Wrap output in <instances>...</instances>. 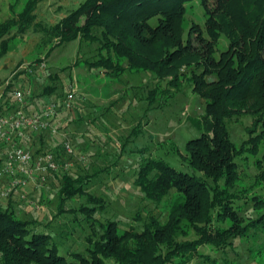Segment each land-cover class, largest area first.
<instances>
[{
    "label": "trees",
    "instance_id": "1",
    "mask_svg": "<svg viewBox=\"0 0 264 264\" xmlns=\"http://www.w3.org/2000/svg\"><path fill=\"white\" fill-rule=\"evenodd\" d=\"M191 1L86 0L54 27L46 29L47 33L61 39L57 46L81 38L98 42L99 50H106L108 56L92 62L90 69L108 73L119 68V78L126 71L147 72L163 80L171 77L164 89L161 85L145 88L150 108L161 107L165 96L172 97L173 88L181 92L183 85L179 78H186L181 74L184 66L196 62L203 64L201 71H195L191 79H187L192 81V91L206 102L203 116L191 126L200 135L185 144L186 164L194 172L178 171L161 159H146L139 166L134 182L143 199L155 204L175 191L176 196L167 208V220L161 223L160 218L150 217L148 222H143L137 213L134 220L144 223L140 230L133 226L123 228L120 222L108 220L100 223L101 232L93 231L88 235V257L80 252L63 255L52 243L53 235L46 233L37 220L17 216L11 207V198L0 203V264H175L178 260L187 264L195 258L214 264L215 260L201 253L203 247L225 250L234 246L236 240L248 237L251 229L264 230V215L256 220L249 218L244 225V218L233 206L239 199L234 191L239 175L237 160L243 153L235 147L228 129L229 122L234 119L250 116L253 120L248 128L249 136L258 135L250 141L252 149L249 152L256 154L260 142H264V0H215L216 7L208 9L205 29L191 35L184 43L181 24L175 23L182 17L184 4ZM35 7L36 1H32L23 13L0 24V40L14 28L21 33L28 30L36 19ZM158 15L165 19L152 27L148 21ZM222 35L229 39V46L216 59L211 57L212 42ZM194 42L202 46L201 55L207 56L205 63L200 62ZM1 46L0 56L8 52V41L3 40ZM112 56L119 58V66ZM40 61L42 59L35 62ZM79 63L76 61L75 65ZM42 73L51 80H56L59 74L49 70ZM52 86L45 87L42 95L62 101L69 91L61 96L54 95L56 88ZM12 89L13 85L8 84L1 108L13 106ZM133 91L142 93L140 87ZM159 94L164 98L157 103ZM65 112L68 111L60 115V123L68 120ZM141 127L142 122H139L127 142L138 137ZM35 136L32 140H22L21 147L34 155L52 150L59 161L64 159L61 143L52 144L54 136L50 133ZM75 163L83 168L77 160ZM109 169L101 168L91 176L70 175L64 171L54 174L60 184L57 221L64 212H77L76 217L82 212L85 218H77L75 222H87L93 228L92 218L95 220L98 210L104 207V199L88 193L85 187ZM83 197L87 198L86 204L76 210L64 209L66 201ZM254 203L258 211L264 207V200L257 197ZM27 206L36 213V208ZM228 218L232 225L222 230L220 224ZM192 233L197 236L196 240L183 239Z\"/></svg>",
    "mask_w": 264,
    "mask_h": 264
},
{
    "label": "rangeland",
    "instance_id": "2",
    "mask_svg": "<svg viewBox=\"0 0 264 264\" xmlns=\"http://www.w3.org/2000/svg\"><path fill=\"white\" fill-rule=\"evenodd\" d=\"M32 1H36L33 12L36 19L32 26L23 33L14 28L11 34L0 40V55L2 41L7 40L9 43L8 52L0 56V98L8 84H12L13 88L21 85L22 88L20 89H30L34 96L27 107V112L31 113V108L35 104L40 103L43 108L51 100L48 96L42 95L44 88L48 85H53L52 87L56 88L54 95L59 96L66 94L70 90V86L75 85L78 97H76L75 108L73 111L65 112V118H68V120L65 119L59 124V134L54 136L52 144H60L64 138H68L76 153L84 155L87 160L85 163H81L75 157L69 159L64 155V158H67L65 161L72 162L73 167L63 173L91 176L100 166L110 169L106 173L100 174L98 180L97 178L94 179L90 185L85 187L88 193L104 199V207L98 210L94 216L97 221L92 218L93 228L87 222H77L76 224L77 218L81 220L80 218L84 217L82 212L78 217H76L77 212H64L59 215L61 218L57 221V206L59 204L57 193L60 184L57 180L55 183V176L48 179L44 192L35 189L31 185L34 188H32L33 190L44 194V199L41 202L35 199L29 187V199L38 204L40 210L28 216L22 213L24 217L18 211L16 214L23 218L37 220V223H40L41 226V221L52 225L45 232L53 235L52 243L57 245L60 254L71 255L80 252L88 257L86 250L89 245L86 239L88 235L94 233L93 231L97 233L102 231L100 223L113 220L120 222L123 228L133 226L136 230H140L144 224L143 222H148L150 217L160 218L161 223L167 220V208L176 196L175 191H172L161 203L155 204L143 199L134 182L139 166L146 159H161L178 171L194 172L186 164L185 144L188 140L200 135L199 131L192 129L191 126L193 121L203 116L206 102L192 91V81L190 82L187 79H191L195 71H201L203 64L199 65L196 62L191 66L183 67L181 74L186 75V78L183 76L179 78L181 85H183L181 92L178 93L173 88L172 97L170 98L166 96L164 98L162 94L158 95L157 103H160L161 97L164 98L162 100V103H164L161 107L151 108L146 113L141 127L142 132L135 140L127 142L124 151L119 155L124 139L144 116L143 98L147 94L145 88L148 85L151 87L161 85V89H164L166 85H169L171 77L163 80L147 72L126 71L119 78V68L108 73L103 72L104 70L101 72L90 69L92 62L98 61L102 56H108L106 50L102 52L99 50L101 45L96 41L82 40L81 38L75 42L57 46L61 39L55 37L54 34L47 33L46 29L54 27L86 0H0V24L23 13ZM215 7V0H207V3H204L203 0H193L184 4L182 17L175 23L177 26L181 24V35L184 43L191 35L194 36L198 31L205 29V23L209 19L208 9H214ZM164 19L165 16L158 15L151 18L148 23L152 27H157ZM205 40L207 41L208 38H205ZM212 45L211 57L218 59L223 52L227 51L229 39L222 35L219 40L213 41ZM194 46L198 48L196 53L200 54V62L205 63L207 56L201 55L202 46L199 42H194ZM39 59L47 62L49 72L52 74L59 73L56 80H51L46 73L42 72H38L33 76L27 73L25 68ZM76 61L80 63L75 65ZM114 61L119 66V58L114 57ZM36 63L38 62L34 64ZM67 67L70 68L65 70ZM62 85H64L63 89ZM134 87H140L142 93L134 92L132 90ZM9 91L11 92V89ZM121 95L123 96L121 97ZM123 97L125 100H131L132 107H129V109L132 112H122L123 108L119 106V98ZM113 102L116 103L113 105ZM93 103L99 104L102 111L98 114L94 112L92 115L94 117L100 116L103 122L102 131H99L97 127L94 130L100 134L99 138L101 137L104 142L103 147H101L104 152L100 153V156L98 155L96 159L83 147L85 146L84 142L81 144L76 138V135L83 133L85 130L84 126L88 123L87 120L89 121L84 114L85 109L87 105ZM78 111L81 113V117L76 114ZM123 113L125 115L122 117ZM119 117L122 118L123 124L119 123ZM252 120L250 116H242L238 121L234 119L228 124L235 147L241 149L243 153L237 160L239 175L234 193L239 199L236 200L233 206L244 218V225L250 221L249 218L256 220L264 215V207L259 211L254 208V198L264 200V176L261 178L262 174L264 175V142H260L256 154L249 152L252 149L250 141L258 135L249 136L250 129L248 128L251 126ZM148 121L150 124L146 130L147 126L145 124ZM25 136L29 140L36 137L30 133ZM36 146H39V144ZM75 160L83 165V168H80ZM114 162H118L119 165L115 167ZM84 165H89V167ZM258 176L259 178L256 179ZM86 202V197L68 200L64 204V209L76 210ZM25 205L27 206V204ZM137 213H140L143 222L140 219L134 220ZM231 225L229 218L220 224L222 230L229 228ZM249 232L248 237L236 240L232 247L220 251L203 247L201 253L209 255L212 260H215L214 264H264V230L262 228L251 229ZM60 233L63 235L68 234L62 236ZM183 239L194 241L197 236L192 233L188 238ZM181 263L179 260L175 262V264ZM108 264L114 263L108 262ZM187 264L213 263L195 258Z\"/></svg>",
    "mask_w": 264,
    "mask_h": 264
},
{
    "label": "built area",
    "instance_id": "3",
    "mask_svg": "<svg viewBox=\"0 0 264 264\" xmlns=\"http://www.w3.org/2000/svg\"><path fill=\"white\" fill-rule=\"evenodd\" d=\"M30 76L48 70V64L42 60L25 68ZM21 86V85H20ZM13 88L12 103L9 109L0 107V203L8 199H21L30 207L40 210V206L29 199V187L44 192L48 179L60 171H69L73 163L65 161L67 158H77L81 163L86 157L77 154L71 141L64 138L61 145L65 157L59 161L57 154L43 151L34 155L31 150L21 147V141L26 139L27 133L36 135L50 133L59 134L60 115L62 111H73L77 97V87L70 86V90L62 101L51 99L38 113L27 112L33 92L32 90ZM3 96L0 102L3 101Z\"/></svg>",
    "mask_w": 264,
    "mask_h": 264
},
{
    "label": "crops",
    "instance_id": "4",
    "mask_svg": "<svg viewBox=\"0 0 264 264\" xmlns=\"http://www.w3.org/2000/svg\"><path fill=\"white\" fill-rule=\"evenodd\" d=\"M146 87V86H145ZM151 86L150 85H148L146 88L148 89V88H150ZM152 87H154V86H152ZM134 88H137V87H134ZM125 89V88H124ZM123 90V89H122ZM132 90H133V88H132ZM3 96V95H2ZM1 96V97H2ZM41 96V95H40ZM123 95H121V97H122ZM40 98V97H39ZM45 98H48V97H45ZM147 94H146V97H144L143 98V101H144V105H143V113H144V116L142 117V119L139 121V122H142L143 123V119H144V117L146 116V113L151 109L150 108V106H148L149 105V102L147 101ZM116 103V102H115ZM114 102L112 103L113 105L115 104ZM111 104V105H112ZM132 104H131V100L130 99H128V100H125V98L123 97V98H119V106L120 107H122L123 109H122V112H128V111H130V109H129V107H132L131 106ZM152 108H155V106L154 107H152ZM41 109H42V104H35L32 108H31V113L32 112H40L41 111ZM102 111V107H99V104H97V103H93V104H91V105H87V107H86V109H85V116L86 117H88V119H89V121L87 120V122L88 123H86L85 124V126H84V128H85V130H84V132L83 133H79V135H76V138H77V140L79 141V142H81V144H83L82 142H84V144H85V146H83L88 152H89V154L91 155V156H93V158H97V156L99 155L100 156V153H103L104 152V150L103 149H101V147H103V141H102V139H101V137L99 138V136H100V134H98V133H96V131H94L95 130V127H97V129L99 130V131H102V127H103V125H102V121H101V117L100 116H98V117H94V115H92L94 112H95V114L97 113H100ZM130 112H132V111H130ZM125 115V113H123V115H122V117ZM92 119V120H91ZM85 120V119H84ZM138 122V123H139ZM119 123L120 124H123V121H122V118L121 117H119ZM137 123V124H138ZM92 124V125H91ZM136 124V125H137ZM149 124H150V122L148 121L147 122V124H145V126H147L145 129L147 130L148 129V127H149ZM136 125L134 126V127H136ZM97 130V131H98ZM143 130V129H142ZM142 130H141V132H142ZM132 131V130H131ZM131 133V132H130ZM140 133V132H139ZM130 135V134H129ZM129 135L127 136V138L126 139H124V141H123V145H122V148H121V150H120V153H119V155L124 151L123 150V148H125V145H126V143H127V139H128V137H129ZM139 136V135H138ZM121 160V157L119 156V161ZM121 162V161H120ZM113 165L115 166V167H117L118 165H119V163L118 162H114L113 163ZM102 167L100 166L99 168H98V170H100ZM99 178H97V180H98ZM55 180V183L58 181L57 180V178H55L54 179ZM57 180V181H56ZM59 182V181H58ZM33 187L30 185V190L32 191V194H33V196L35 197V199L37 200V201H39V202H41V201H43V199H44V194H42V193H40L39 191H35V190H33L32 189ZM59 198V197H58ZM5 205L7 206V203H5ZM59 205V204H58ZM25 205V202L24 201H21V200H19V199H12V205H11V207H13V209L15 210V212L17 213V211H18V213H20L21 215H22V213L23 214H25L26 216H28V215H33L34 214V212L31 210V209H29L28 208V206H26ZM58 207V206H57ZM26 209V210H25ZM57 211H58V208H57ZM23 217H24V215H22ZM43 216H46V215H43ZM50 217V216H49ZM25 219H27V218H25ZM41 223H42V226H41V228H43V229H45V230H47V229H50L51 227H52V225H50V224H47V222H43V221H41ZM77 224V223H76Z\"/></svg>",
    "mask_w": 264,
    "mask_h": 264
}]
</instances>
